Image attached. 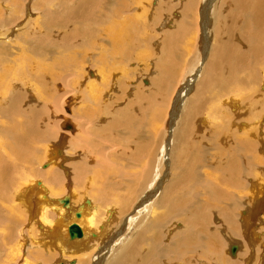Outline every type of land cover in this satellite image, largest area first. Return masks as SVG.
<instances>
[{"label":"bare ground","instance_id":"6f19581e","mask_svg":"<svg viewBox=\"0 0 264 264\" xmlns=\"http://www.w3.org/2000/svg\"><path fill=\"white\" fill-rule=\"evenodd\" d=\"M0 264H264V0H0Z\"/></svg>","mask_w":264,"mask_h":264},{"label":"water","instance_id":"95a60500","mask_svg":"<svg viewBox=\"0 0 264 264\" xmlns=\"http://www.w3.org/2000/svg\"><path fill=\"white\" fill-rule=\"evenodd\" d=\"M70 234H71V237H74L75 235H77V236L81 235L80 230H79V228L76 225L71 227Z\"/></svg>","mask_w":264,"mask_h":264},{"label":"rangeland","instance_id":"374dc122","mask_svg":"<svg viewBox=\"0 0 264 264\" xmlns=\"http://www.w3.org/2000/svg\"><path fill=\"white\" fill-rule=\"evenodd\" d=\"M256 238H260V239H257V240H261V237L257 236Z\"/></svg>","mask_w":264,"mask_h":264}]
</instances>
